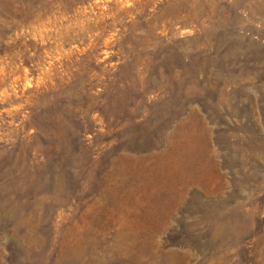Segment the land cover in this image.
I'll return each mask as SVG.
<instances>
[{"label": "rangeland", "instance_id": "374dc122", "mask_svg": "<svg viewBox=\"0 0 264 264\" xmlns=\"http://www.w3.org/2000/svg\"><path fill=\"white\" fill-rule=\"evenodd\" d=\"M0 264H264V0H0Z\"/></svg>", "mask_w": 264, "mask_h": 264}]
</instances>
